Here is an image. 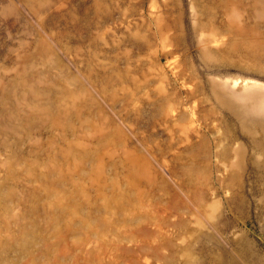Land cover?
<instances>
[{"label":"rangeland","instance_id":"1","mask_svg":"<svg viewBox=\"0 0 264 264\" xmlns=\"http://www.w3.org/2000/svg\"><path fill=\"white\" fill-rule=\"evenodd\" d=\"M0 264H264V0H0Z\"/></svg>","mask_w":264,"mask_h":264}]
</instances>
